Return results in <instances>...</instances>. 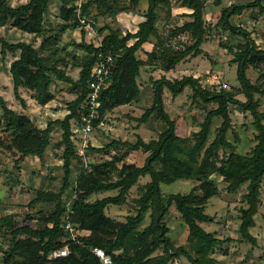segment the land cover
I'll return each mask as SVG.
<instances>
[{"label": "trees", "instance_id": "1", "mask_svg": "<svg viewBox=\"0 0 264 264\" xmlns=\"http://www.w3.org/2000/svg\"><path fill=\"white\" fill-rule=\"evenodd\" d=\"M53 1L30 0L13 6L10 0H0V29L10 25L34 38L28 42L0 36L3 59L12 56L7 69L16 99L26 106L20 94V89L25 88L44 107L56 100L54 88L58 86L66 87L75 96L65 106L67 115L49 121L45 128L37 126L26 114L11 109L0 96V154L12 156V169L20 172L21 163L31 156L42 160L54 144L56 126L62 129L56 147L63 151L64 169L63 184L58 192L49 186L35 191L34 198L28 203L33 211L23 217L18 213L0 216L3 264H102L94 252L96 248L110 255L112 264H172L181 258L189 264H224L214 255L230 239H220L216 232H207L201 226L212 221L205 211L210 200L220 195L215 176L222 178L230 194L247 186L243 196L247 207L240 209L239 230L242 241L257 246V239L250 230L256 227L255 217L264 184V112L260 111V102L255 98L258 93L264 95V49L257 45L250 31L236 24L235 18L258 7L264 12V0H251L247 4L225 8L215 26L208 25L205 19L207 0H182L181 7L190 10L189 17L192 18L183 25H178L173 18L171 0H150L145 20L138 30L123 37L116 33L106 35L99 46L85 40L66 43L64 36L66 32L80 28L79 17L89 16L90 8L96 7L101 15L110 14L119 0H88L84 4H79V0H59L57 28L49 26L51 22L48 21ZM139 2L132 0L131 4L135 8ZM160 11L166 16L164 39L158 28L162 18ZM215 32L228 36L220 45L234 55L232 62L237 64L241 87L233 92L208 90L202 86L200 78L194 76L174 81L166 77L152 80V106L137 121L142 124L156 117L165 124L166 128L158 139L148 142L141 137L136 142L114 139L104 147H90L92 152L110 155V159L84 164L85 157L77 152L72 122L85 125L84 118L89 114L86 102L90 93V73L99 56L111 53L117 61L109 84L98 99L92 129L104 123L106 114L139 101L138 78L142 67L154 66L171 71L180 63L202 55V46L208 35ZM82 33L84 36L85 31ZM185 33L191 36L192 42L172 44ZM154 36L159 43L142 59L139 52ZM38 38L41 39L39 44L36 42ZM68 68L80 69L79 78L72 77ZM250 68L259 72L257 83H252L248 77ZM187 87L193 89L195 100L216 105L207 112L201 129L192 138L177 134V123L166 112L164 103L165 90L177 97ZM242 94L246 101L238 99ZM232 106L242 113L249 112L254 118L257 144L250 155L238 153L236 145L228 139L233 128ZM215 118H222L223 123L209 144ZM137 151L149 153L143 166L128 161L130 154ZM1 155L0 172L7 173V163ZM195 164L198 166L196 170ZM75 171L76 176L73 175ZM144 176H149L150 181L141 187L136 213L127 216L125 221L110 217L107 209L125 205L132 189ZM179 180H196L197 184L189 193L165 196L161 186ZM20 186L21 181L17 179L10 189L15 191ZM106 192L117 194L92 199L94 195ZM39 204L54 206L39 210L36 209ZM172 210H176L188 228L186 243L179 247L175 246L171 228L166 223ZM149 212L151 221L143 227ZM65 248H68V255L53 256ZM159 251L162 254H157Z\"/></svg>", "mask_w": 264, "mask_h": 264}, {"label": "rangeland", "instance_id": "2", "mask_svg": "<svg viewBox=\"0 0 264 264\" xmlns=\"http://www.w3.org/2000/svg\"><path fill=\"white\" fill-rule=\"evenodd\" d=\"M30 0H10L13 6L25 4ZM88 0H79V4H84ZM132 0H119L115 4L112 13L101 15L96 7L90 8L89 16H86L94 23L96 37H90L86 34L83 36L80 28L75 31H68L64 36V41L69 43L76 41L81 43L83 40L87 43L95 45L100 44L101 39L109 34L116 33L123 37L128 32H135L139 25L145 20L144 14L147 12L150 0H140L137 7H133ZM251 0H207L205 19L208 25L215 26L221 18L223 10L234 4H247ZM172 15L176 19L178 25H183L187 21H191L189 17L190 10L181 7L182 0H171ZM61 6L59 0H54L50 7L48 21L49 26L57 28L59 23L58 10ZM161 12V20L158 23L159 34L162 39L165 37V13ZM235 22L241 28L251 32L253 39L257 45L264 49V12L260 8L246 10L241 16L235 18ZM103 30V31H101ZM0 36L13 41L25 40L32 41L34 38L28 34H23L20 31L12 28L10 25L0 29ZM227 34L219 35L218 32L208 35L206 43L203 44L205 55H200L196 58L180 63L175 70L165 72L169 79H182L185 76L199 77L201 84L208 90L234 91L241 87L237 78V64L232 62L234 55L227 49L221 47V41H227ZM41 39L36 41L39 44ZM192 42V38L188 33L183 34L178 39L173 40L172 44ZM159 43L157 37H152L150 44L144 46L154 48L155 44ZM144 49L139 54L142 56ZM142 52V53H141ZM204 52V51H203ZM12 56L3 59L0 47V96L8 103V106L19 113L26 114L39 127L45 128L51 120L62 119L67 115L66 104L75 99L66 87L63 89L60 86L56 89V100L47 106H40L32 97V93L25 88L21 90V96L25 99L26 106H23L15 97L13 83L9 71L7 69ZM69 74L75 79L79 78L80 69H67ZM158 76V75H156ZM160 76V75H159ZM219 77V80L215 78ZM248 77L252 83H257L259 72L253 68L248 70ZM149 75L147 71L140 73L139 82L141 84V96L139 101L134 103L135 106H122L106 114L104 123L90 132L83 131L82 124L73 121V129L75 131V144L77 152L80 156L85 157L86 163H100L110 159V155L105 153L92 152L90 147H104L111 143L114 139L121 141L136 142L138 137L143 138L146 142L158 139L159 135L164 131L163 124L156 117H151L147 122L140 124L137 119L141 118L145 111L152 106L154 92L149 83ZM193 89L187 87L184 92L177 97L165 90L164 103L165 110L170 117L177 123V134L182 137L192 138L194 133L201 129L207 116V112L216 108V105L210 103L205 105L200 100L193 98ZM255 98L260 102V111L264 112V95L256 94ZM238 99L246 101L245 95H239ZM137 107V109H132ZM230 115L233 121V128L228 133V139L237 147V152L242 155H250L256 146L257 131L254 126V118L252 115L240 112L236 107L230 108ZM223 123L222 118H215L209 138V144L213 142L217 135L218 128ZM62 129L56 126L53 131V146L47 151L43 159L38 157H28L21 163V171L18 172L12 169L13 160L11 155H1L7 163L9 172H0V216L6 213H18L23 217L30 210L28 203L35 196V191L44 189L49 186L51 190L58 192L63 184V151L57 148L56 145L61 140ZM149 153L145 151L132 152L128 157V161L135 163L138 166H143ZM192 161V157L188 158ZM193 163V161H192ZM121 166V165H119ZM194 165V170L197 169ZM77 170V168H76ZM76 176V171L73 174ZM19 179L21 186L15 191L11 190L12 184ZM214 180L219 184L220 195L210 200L206 214L212 217L209 223H202L201 226L207 232H216L220 239H230L221 249H219L214 257L224 264H264V184L262 189L261 204L259 212L255 217L256 227L250 231L257 239V246H252L248 242L241 240L240 233V209L246 208L247 205L243 200V196L247 192V186H243L237 193L230 194L226 191V183L221 177H214ZM150 181L149 176H144L135 186L130 195L128 202L123 206H110L107 209V214L119 221H125L126 217L135 214L139 207V199L142 195L141 187ZM197 184L196 180L186 181L179 180L173 184H163L162 192L165 196L171 194H186L189 193ZM31 191H28V190ZM117 192H106L94 195L93 200L102 199L107 196L116 195ZM54 205L39 204L36 209L45 210ZM150 212L148 213L143 227L149 225ZM166 223L171 228V237L175 242V246L179 247L186 243L188 228L180 219L176 210H172L166 217ZM83 234H87L83 232ZM157 254H162L159 251ZM3 253L0 251V264H3ZM172 264H189L185 258L176 260Z\"/></svg>", "mask_w": 264, "mask_h": 264}, {"label": "built area", "instance_id": "3", "mask_svg": "<svg viewBox=\"0 0 264 264\" xmlns=\"http://www.w3.org/2000/svg\"><path fill=\"white\" fill-rule=\"evenodd\" d=\"M80 29L84 30L86 34L90 37H96L97 33L95 31V26L91 20L86 16L80 15ZM101 43V42H100ZM98 44L97 46H99ZM117 61V57L111 53L101 54L98 58L97 64L93 67L90 73L89 79V89L90 93L87 100V107L89 109V114L84 118L85 125L83 126V131L88 133L92 130V120L97 117V106L98 99L100 98L101 92L108 86L109 79L111 75L114 63ZM219 80V77L215 78ZM68 228L73 232L74 229L68 226ZM95 254L100 258L102 264H112V258L110 255L106 254L102 249L96 248L94 250ZM69 254L68 248L61 251H56L53 256L60 257Z\"/></svg>", "mask_w": 264, "mask_h": 264}, {"label": "crops", "instance_id": "4", "mask_svg": "<svg viewBox=\"0 0 264 264\" xmlns=\"http://www.w3.org/2000/svg\"><path fill=\"white\" fill-rule=\"evenodd\" d=\"M165 25H166V22H165ZM165 35H166V33H165ZM149 44H148V46H144L143 47L144 51H143V53L141 52L143 55L141 56L139 54L142 59H145L146 58V53L151 52L153 50V48L152 49L149 48ZM202 49H203V47H202ZM203 51L204 52H203L202 55H205V49H203ZM144 70L148 72V75H149V80L148 81H149V83H151L152 80H158V79H161L162 77H166V75H165V73H164L163 70H161V69H159L157 67H154V66H145V67H142L141 68V72L144 71ZM173 70H175V69H173ZM173 70H171V71H173ZM165 72H167V71H165ZM168 72H170V71H168ZM156 75H158V76H156ZM139 78H140V76H139ZM139 78H138V84H139V86H141V84L139 82ZM196 78H199V77H196ZM167 79L170 80V81H174L173 79H169V78H167ZM151 87H152V84H151ZM21 90H22V88L20 89V93H21ZM152 90H153V88H152ZM28 104L29 103H27L26 105H28ZM129 106H135V105L133 103L132 105H129ZM133 109H137V107H132V109H130V110H133Z\"/></svg>", "mask_w": 264, "mask_h": 264}]
</instances>
